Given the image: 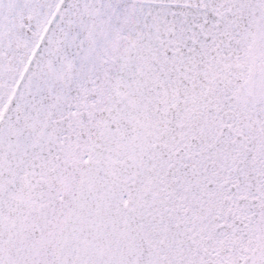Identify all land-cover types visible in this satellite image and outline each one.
<instances>
[{
	"label": "snow or ice",
	"instance_id": "obj_1",
	"mask_svg": "<svg viewBox=\"0 0 264 264\" xmlns=\"http://www.w3.org/2000/svg\"><path fill=\"white\" fill-rule=\"evenodd\" d=\"M0 264H264V0H0Z\"/></svg>",
	"mask_w": 264,
	"mask_h": 264
}]
</instances>
